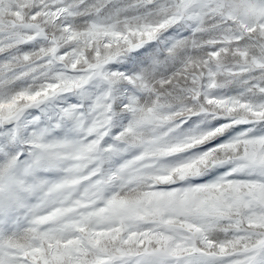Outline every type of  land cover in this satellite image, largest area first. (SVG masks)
Wrapping results in <instances>:
<instances>
[{"label":"snow or ice","instance_id":"1","mask_svg":"<svg viewBox=\"0 0 264 264\" xmlns=\"http://www.w3.org/2000/svg\"><path fill=\"white\" fill-rule=\"evenodd\" d=\"M0 264H264V0H0Z\"/></svg>","mask_w":264,"mask_h":264}]
</instances>
